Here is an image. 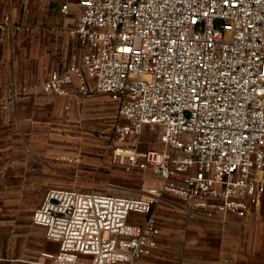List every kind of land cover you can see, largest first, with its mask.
I'll use <instances>...</instances> for the list:
<instances>
[{
    "label": "built area",
    "instance_id": "1",
    "mask_svg": "<svg viewBox=\"0 0 264 264\" xmlns=\"http://www.w3.org/2000/svg\"><path fill=\"white\" fill-rule=\"evenodd\" d=\"M70 34L81 61L40 91L106 95L124 121L118 143L160 129L159 150L117 147L114 161L158 178L140 197L53 187L33 217L59 251L48 264H145L165 197L191 218L244 219L264 198V0H79ZM64 15L69 5L61 7ZM21 27L0 15V44ZM0 106L7 109L4 99ZM68 109V107H66ZM144 216V222L132 216ZM1 260V259H0Z\"/></svg>",
    "mask_w": 264,
    "mask_h": 264
},
{
    "label": "crops",
    "instance_id": "2",
    "mask_svg": "<svg viewBox=\"0 0 264 264\" xmlns=\"http://www.w3.org/2000/svg\"><path fill=\"white\" fill-rule=\"evenodd\" d=\"M59 1L69 5L67 15ZM79 11V0L52 1L43 8L39 0H0V15L10 14L21 27L12 43L0 44V98L7 104V109L0 106V264H48L59 251L33 221L47 190L55 187V167L49 156L44 160L32 152L29 142L34 116L54 114L60 98L34 91L14 100L11 94L81 61L83 47L70 34ZM77 95L75 84L61 100L71 102ZM176 225L160 228L158 247L145 264H264V198L244 219L182 217Z\"/></svg>",
    "mask_w": 264,
    "mask_h": 264
},
{
    "label": "rangeland",
    "instance_id": "3",
    "mask_svg": "<svg viewBox=\"0 0 264 264\" xmlns=\"http://www.w3.org/2000/svg\"><path fill=\"white\" fill-rule=\"evenodd\" d=\"M52 1L58 0H39V5L43 8ZM47 76L48 73L39 82ZM64 102L60 98L54 114L35 115L31 121L35 128L29 142L31 151L42 154L44 160L49 156L56 172L55 187L122 197L144 195L155 178L117 164L113 152L117 147L139 152L159 150L160 129L148 126L139 136L118 143L115 129L124 121L118 105L108 96L91 93ZM182 217L196 219L183 213L180 201L170 197H165L153 214L158 226L168 229L176 227L177 219Z\"/></svg>",
    "mask_w": 264,
    "mask_h": 264
}]
</instances>
